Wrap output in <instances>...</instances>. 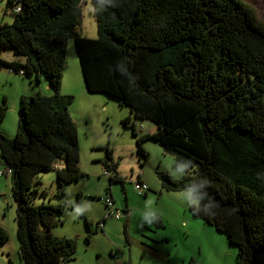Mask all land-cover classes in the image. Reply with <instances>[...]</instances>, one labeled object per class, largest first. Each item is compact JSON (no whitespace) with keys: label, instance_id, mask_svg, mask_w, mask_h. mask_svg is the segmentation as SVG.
<instances>
[{"label":"trees","instance_id":"16d2710c","mask_svg":"<svg viewBox=\"0 0 264 264\" xmlns=\"http://www.w3.org/2000/svg\"><path fill=\"white\" fill-rule=\"evenodd\" d=\"M8 1L14 19L0 21V67L46 75L54 90L21 96L14 138L0 129L24 264H67L78 249L74 238L53 233L66 206L36 205L29 195L43 171L56 170L58 195L87 175L70 111L74 95L61 92L71 36L87 89L130 107L123 124L137 137L140 160L149 155L148 138L161 143L189 172L177 178L159 171L163 186L192 191V213L239 247L237 264H264V20L257 9L246 0H94L99 36L92 38L77 30L87 0ZM5 49L25 61L4 59ZM5 115L0 105V120ZM133 115L156 130L142 133ZM107 152L111 185L123 183ZM87 224L90 239L98 227ZM8 239L0 223V245Z\"/></svg>","mask_w":264,"mask_h":264},{"label":"rangeland","instance_id":"374dc122","mask_svg":"<svg viewBox=\"0 0 264 264\" xmlns=\"http://www.w3.org/2000/svg\"><path fill=\"white\" fill-rule=\"evenodd\" d=\"M246 1L264 20V0ZM10 7L8 0H0V21H13ZM77 30L87 37L99 36L94 0L83 4L81 24ZM3 52L9 59L22 58L12 49ZM63 81L61 92L74 95L70 111L78 128L80 167L87 175L80 181L69 183L65 195H58L56 170L43 171L29 195L36 205L53 203L66 206L62 215L64 222L53 228V233L74 238L78 243L75 259L67 264H125L129 258L131 264H237L239 247L226 233L192 213L190 206L198 203L192 191L168 190L163 186L159 171H168L181 178L189 174L187 167L176 165L175 156L166 153L162 144L152 138L144 142L148 157L140 160L137 137L132 127L123 124V119L132 115L130 107L120 104L117 98L107 93L87 89L74 36L67 40V66ZM36 93H54L46 75L40 78L36 74L27 76L14 73L8 67H0V105L6 106L0 129L8 137L14 138L18 132L21 96ZM133 120L142 133L156 130V124L151 121H137L134 115ZM140 125H143L142 129ZM108 147L113 151V160L124 178L123 183L116 181L111 185L109 178L103 180L107 170L103 161L107 159ZM0 167L6 169L7 164L1 160ZM141 174L153 185L147 191L148 198L135 188ZM83 188L84 196L80 199L79 189ZM110 188L123 214L122 219L107 217L108 210L102 197L111 195ZM43 190L47 193L43 194ZM152 191H157L156 195ZM127 201L133 210L129 219L122 208ZM16 211L12 178L0 175V223L9 231V239L0 245V264H24L17 235ZM158 215H162L163 225H158ZM104 218H107L104 225L108 222L104 232L95 236L99 233L96 231L89 239L87 219L94 229L97 220ZM41 229L46 228L41 226Z\"/></svg>","mask_w":264,"mask_h":264},{"label":"crops","instance_id":"0c3cea01","mask_svg":"<svg viewBox=\"0 0 264 264\" xmlns=\"http://www.w3.org/2000/svg\"><path fill=\"white\" fill-rule=\"evenodd\" d=\"M2 57L4 58V59H7V60H19V61H25L23 58H21V57H18V58H13V59H9V58H7V57H5L4 56V52L2 53ZM63 83H64V81H63ZM84 90H86V87L84 88ZM87 91V90H86ZM127 117V116H126ZM105 177L103 178V180H105V179H107V178H109L110 179V177H109V175L108 174H106V172H105ZM138 181H141V182H145V183H147L149 186H150V188L151 187H153V185H152V183H151V180H148V178H146V177H143L142 176V174L141 175H139V180ZM79 190H81L80 192L83 194V196H84V188L83 189H79ZM150 190V189H149ZM109 191V193H111V195L113 196V193H112V190H111V188H110V190H108ZM153 193H154V195H156V193H157V191H152ZM145 195H144V198L146 197V198H148L149 196H148V192H146V193H144ZM104 198V197H103ZM113 198H114V196H113ZM115 199V198H114ZM115 201H116V199H115ZM117 202V201H116ZM105 208H106V205H105ZM122 208H123V210H124V213L127 215L126 216V218H131L132 216H133V210H131L130 209V206H129V204H128V201H127V203L125 204V205H123L122 206ZM155 209H157V208H155ZM161 214H165V212L164 211H162V213ZM123 217V216H122ZM122 217H121V219H122ZM158 218L160 219V220H162V222L164 223V220H163V218H162V215H158ZM102 220V219H101ZM100 219L99 220H97L98 222H97V225H96V227L95 228H97L98 227V223L101 221ZM94 222V221H93ZM127 222H128V220H127ZM106 223V222H105ZM104 223V224H105ZM127 224V223H126ZM125 224V225H126ZM107 225H108V222H107V224L106 225H103V228L102 229H99V227H98V231H99V233H97L95 236H97V235H99L100 233H103L104 232V228H106L107 227ZM100 230H102V232H100ZM95 236H93L92 237V239L95 237ZM91 239V240H92ZM112 252H113V249H112ZM124 254V253H123ZM183 260H185V259H183ZM177 263H179V261L177 262Z\"/></svg>","mask_w":264,"mask_h":264},{"label":"built area","instance_id":"2783aa9c","mask_svg":"<svg viewBox=\"0 0 264 264\" xmlns=\"http://www.w3.org/2000/svg\"><path fill=\"white\" fill-rule=\"evenodd\" d=\"M24 70H21V73H23ZM8 175L10 174V170H0V175ZM106 174L111 175L110 171H106ZM135 188L137 191H139V193H145L148 189H149V185L145 182H141V181H137L135 183ZM104 201L107 205V217H113L116 219H120L122 217V212L121 210L116 206V203L114 201V199L111 196H106L104 198Z\"/></svg>","mask_w":264,"mask_h":264},{"label":"clouds","instance_id":"9594fccd","mask_svg":"<svg viewBox=\"0 0 264 264\" xmlns=\"http://www.w3.org/2000/svg\"><path fill=\"white\" fill-rule=\"evenodd\" d=\"M142 126H143V125H142ZM1 170H7V168H6V169L1 168ZM106 171H110V172H111V175H109V177H110V176H113L112 170H108V169H107ZM106 171H105V172H106ZM3 175H5V174H3ZM8 175L11 176V173L8 174ZM8 175H7V176H8ZM149 189H150V187H149ZM149 189H148V190H149ZM148 190H147V191H148ZM147 191H146V192H147ZM146 192H145V193H146ZM143 194H144V193H143ZM107 196H111V197L113 198L112 195H107ZM105 197H106V196H105ZM105 197H104V198H105ZM104 198L102 197V200H103V201H104ZM113 199H114V198H113ZM114 201H115V199H114ZM104 202H105V201H104ZM115 203H116V201H115ZM105 204H106V203H105ZM106 206H107V205H106ZM116 206H117V204H116ZM122 216H123V214H122ZM120 219H121V218H120ZM106 220H107V218H106ZM104 223H105V222L101 223V221H100V222L98 223V227H102V226L104 225Z\"/></svg>","mask_w":264,"mask_h":264},{"label":"water","instance_id":"95a60500","mask_svg":"<svg viewBox=\"0 0 264 264\" xmlns=\"http://www.w3.org/2000/svg\"><path fill=\"white\" fill-rule=\"evenodd\" d=\"M130 257H131V255H130ZM128 264H131V258H129Z\"/></svg>","mask_w":264,"mask_h":264}]
</instances>
